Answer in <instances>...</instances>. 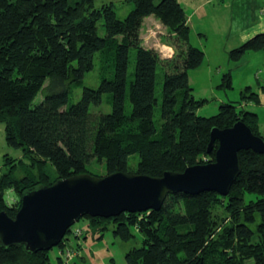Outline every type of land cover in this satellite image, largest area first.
<instances>
[{
    "label": "trees",
    "instance_id": "16d2710c",
    "mask_svg": "<svg viewBox=\"0 0 264 264\" xmlns=\"http://www.w3.org/2000/svg\"><path fill=\"white\" fill-rule=\"evenodd\" d=\"M126 1L134 8L120 19L113 3L95 7V0H0V122L8 144L21 148L24 170L18 176L19 163L7 157L8 170L0 174V212L15 217L24 192L78 174L123 171L161 177L209 163L218 148L216 141L207 152L214 127L243 121L264 139L259 114L237 110L233 103L221 104L215 115H198L208 100L195 96L189 74L202 65L205 52L191 43L183 5L178 0ZM151 15L167 27L172 57L143 45L141 29ZM132 48L137 55L128 86ZM260 50L264 33L232 49L230 58L238 61ZM96 58L101 83L83 87L81 98L70 103L73 88L83 84ZM158 69L163 74L159 129L154 119ZM219 87L233 88L231 73ZM251 89L243 90V98L260 103ZM40 93L43 99L35 103ZM105 96L110 112L99 110ZM136 154L132 167L130 157ZM239 157L242 171L227 196L179 192L169 194L159 211L84 217L95 232L113 223L114 235L123 240L134 236L132 227L139 229L143 244L126 253L125 264H264V154L249 149ZM93 161L103 163L106 174L91 172ZM8 190L18 196L11 203L5 197ZM71 233L72 228L58 245L60 251ZM50 250L29 252L24 245L0 242V264H49Z\"/></svg>",
    "mask_w": 264,
    "mask_h": 264
},
{
    "label": "water",
    "instance_id": "95a60500",
    "mask_svg": "<svg viewBox=\"0 0 264 264\" xmlns=\"http://www.w3.org/2000/svg\"><path fill=\"white\" fill-rule=\"evenodd\" d=\"M216 141L215 159L161 177L115 172L105 176L83 173L30 189L22 195L15 217L0 212V242L24 245L29 252L57 247L68 230L85 215L110 218L122 212L159 211L169 194L196 195L215 191L227 196L242 171L239 152L264 154V139L243 121L211 131L207 152ZM20 264V263H6Z\"/></svg>",
    "mask_w": 264,
    "mask_h": 264
},
{
    "label": "rangeland",
    "instance_id": "374dc122",
    "mask_svg": "<svg viewBox=\"0 0 264 264\" xmlns=\"http://www.w3.org/2000/svg\"><path fill=\"white\" fill-rule=\"evenodd\" d=\"M181 1L183 0H179V2ZM229 1L230 0H227L224 3L222 1H216L209 7V16L205 18L204 21H200L196 17L192 23L193 31L191 32V43L205 52V59L199 68L190 71V84L194 87L195 96L197 98H207L208 100L198 109L197 113L201 116H212L218 113L221 104L233 103L237 106V110L257 112L260 118V129L264 132V92L262 90V87H264V50L248 52L238 61L230 58V51L240 46L251 37L245 41H241V39H235L229 36L227 30L228 25L231 23V16H236L235 14L239 13L242 7L246 8L248 0H238L237 6L233 8L227 7ZM109 3L115 5V10L120 19H125L134 8V4L126 0H95L94 5L95 7H101L103 4ZM151 16H153V19L159 20L154 15ZM100 24L99 32L101 35H104L105 30ZM199 33H204L205 35L201 36ZM141 36L143 45L159 51L163 58L168 57V54L172 51L171 49L174 50L172 46H168L167 44L171 41V36L168 34L167 27L160 21L159 26L156 25L155 27H148L142 30ZM136 55V49L132 48L130 53L128 86L134 79ZM95 63V68L86 73L83 84L73 88L70 103H75L81 98L83 87L97 88L101 83V66L99 59L96 58ZM158 73L156 95L159 99V104L156 106L154 119L159 129L161 123L163 86V74L161 69H158ZM226 73L232 74V89L219 87ZM247 86L252 87L250 91L257 92L262 96L260 103H256L249 98H243L242 92ZM248 92L249 90H247L245 94H248ZM42 99L43 95L40 93L34 102L37 103ZM179 105L180 103L178 106ZM111 109V105L107 102V96H105L104 102L99 110L110 112ZM126 110L128 113L131 112L129 98L127 99ZM7 157L16 159L17 163H19L16 174L22 176L24 170L23 167H21L22 164H20V160L23 158V152L21 148H16L8 144L6 140L5 124L0 122V174L8 170L9 164L7 163H9L10 160L7 159ZM137 162V154L130 157V165L132 167H135ZM29 163L30 160L25 158L24 165L27 166L26 164ZM47 169L54 176L55 170L51 164L47 165ZM90 170L94 174H106V168L103 163L93 161L90 165ZM5 197L9 203L18 198L14 190L6 191ZM71 228L72 233L67 235V248L73 252H77L78 255H75V260L70 261L69 264H125L126 253L130 249L140 247L143 244V235L139 229L135 227H132L134 236L129 240H123L114 235L113 223H111L109 229H106L104 232H95L90 226L89 219L86 217H82ZM78 232L82 234L77 237L76 234ZM101 234L103 235L101 236ZM49 255V264H61L59 262L60 257L64 262L67 261L65 255H61L58 246L52 248L49 251Z\"/></svg>",
    "mask_w": 264,
    "mask_h": 264
},
{
    "label": "crops",
    "instance_id": "0c3cea01",
    "mask_svg": "<svg viewBox=\"0 0 264 264\" xmlns=\"http://www.w3.org/2000/svg\"><path fill=\"white\" fill-rule=\"evenodd\" d=\"M216 1H222L224 3L227 0H183L180 2L185 8L191 31H193L192 23L194 22V19L197 17L198 20L204 21L205 18L209 16V7ZM237 2L238 0H230L227 4V7L233 8L237 6ZM235 15L237 17L231 16V23L228 25V30L226 29L230 37L232 36L235 39H241V41H245L249 37L252 38L253 35L255 36L259 33H264V0H248L247 7H242L240 12L236 13ZM159 21L160 20L153 19V16L146 17L144 19L141 32L145 28L153 26L155 27L156 25L159 26ZM199 34L201 36L205 35L204 33ZM172 51L174 50L172 49ZM262 90L264 92V87H262ZM260 100H262L261 95ZM75 255H78L77 252L74 253V257L71 260L64 262L61 258L59 262H62L61 264H69L70 261L75 260Z\"/></svg>",
    "mask_w": 264,
    "mask_h": 264
},
{
    "label": "built area",
    "instance_id": "2783aa9c",
    "mask_svg": "<svg viewBox=\"0 0 264 264\" xmlns=\"http://www.w3.org/2000/svg\"><path fill=\"white\" fill-rule=\"evenodd\" d=\"M171 50H172V49H171ZM173 54H174V52L171 51V53L168 54V57H172ZM81 234H82L81 232H78V233L76 234V236L78 237V236H80ZM74 253H75V252H73L72 250H70V249L67 248V247H66L64 250H61V255H62V256L65 255V258H66V260H68V261L74 256Z\"/></svg>",
    "mask_w": 264,
    "mask_h": 264
}]
</instances>
